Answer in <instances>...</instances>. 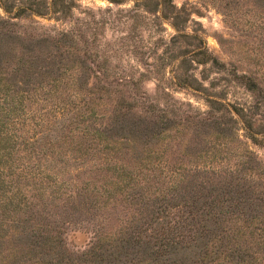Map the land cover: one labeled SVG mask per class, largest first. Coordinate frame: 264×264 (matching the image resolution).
<instances>
[{
  "label": "rangeland",
  "instance_id": "rangeland-1",
  "mask_svg": "<svg viewBox=\"0 0 264 264\" xmlns=\"http://www.w3.org/2000/svg\"><path fill=\"white\" fill-rule=\"evenodd\" d=\"M7 88L23 108L0 264H57L26 239L41 225L60 231V264L97 248L152 264L119 250L146 238L159 199L230 179L254 212L232 214L229 235L241 264H264V0H0Z\"/></svg>",
  "mask_w": 264,
  "mask_h": 264
},
{
  "label": "trees",
  "instance_id": "trees-1",
  "mask_svg": "<svg viewBox=\"0 0 264 264\" xmlns=\"http://www.w3.org/2000/svg\"><path fill=\"white\" fill-rule=\"evenodd\" d=\"M114 2L118 3V1ZM176 17L179 18L178 15ZM1 91L0 176L4 175V178L0 181V186L11 188L9 177L16 174L14 170L17 168L10 159L11 153L9 152L14 150L16 143L14 141H17L15 132L16 126L20 124L18 122L19 108H23V105L22 100L10 98L9 88L0 90V93ZM54 107L58 108L57 104H54L52 108ZM250 138L256 141L254 136L251 135ZM36 168L37 171L34 170V172L39 176L30 178L36 181L49 178L42 172V168L38 166ZM17 176L21 178V175L17 174ZM6 177H8V181L4 182ZM49 185L55 187L56 185L60 186L61 183L53 182ZM193 187L195 188L193 189ZM200 187L202 189H196V185L192 186L189 193L180 198L176 204H173L176 201L173 194L159 199L161 204L146 226V238L140 234L129 235L125 245L120 246L119 251L126 257H143L142 259H148L152 264H207L208 260L217 259H221L227 264L231 258L232 261L235 260V264L245 262L243 254V250H246L245 244L229 235L227 225L231 221L230 216L238 212L240 208L242 209L240 214H247L243 208L253 206L252 194L249 189H244L243 184L232 179L207 181L206 185ZM10 200L12 199H6V203L11 204ZM250 212H254L253 207ZM257 229L261 230V228ZM21 232L25 233L23 227ZM236 234L244 235L239 231ZM231 235H234V232ZM59 236L60 231L57 230V227L47 228V226L41 225V227H33L27 233L26 239L30 242L29 246L33 251L45 253V255H56L57 257L52 259L60 264L64 257L63 252L60 251L63 244ZM119 251L117 254L121 253ZM113 253L106 251L105 248L102 250L97 248L90 253V262L92 264H117L118 256L114 257Z\"/></svg>",
  "mask_w": 264,
  "mask_h": 264
}]
</instances>
